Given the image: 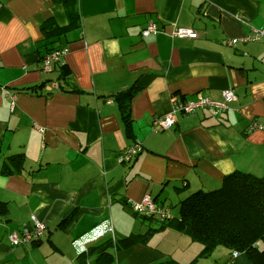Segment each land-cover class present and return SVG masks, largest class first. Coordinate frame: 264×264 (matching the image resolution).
<instances>
[{"label":"crops","instance_id":"0c3cea01","mask_svg":"<svg viewBox=\"0 0 264 264\" xmlns=\"http://www.w3.org/2000/svg\"><path fill=\"white\" fill-rule=\"evenodd\" d=\"M63 1L0 0V87L17 95L12 107L0 89V264H96L90 251L107 241L110 264H230L231 250L203 255L183 233L180 208L236 172L264 176V129H251L264 127V39L245 41L264 28V0ZM150 21L160 31L145 38ZM176 27L198 38H173ZM66 47L43 72V57ZM132 88L125 119L116 96ZM229 89L227 112L154 129L173 98L223 103ZM138 143L140 155L119 163ZM145 196L171 222L137 214L131 203ZM32 215L43 236L13 246Z\"/></svg>","mask_w":264,"mask_h":264},{"label":"trees","instance_id":"16d2710c","mask_svg":"<svg viewBox=\"0 0 264 264\" xmlns=\"http://www.w3.org/2000/svg\"><path fill=\"white\" fill-rule=\"evenodd\" d=\"M75 13L74 9L73 16ZM54 27V31H62ZM136 93L137 88H132L116 96L125 119L129 117L130 102ZM19 164L16 163L17 168ZM6 173L13 174L9 169ZM180 212L181 230L204 246L203 255L225 247L231 250V256L237 251L245 254L251 264H264V176L236 172L226 177L219 189L200 191L185 199ZM113 245L107 241L91 249V255L97 256L96 264H110Z\"/></svg>","mask_w":264,"mask_h":264},{"label":"built area","instance_id":"2783aa9c","mask_svg":"<svg viewBox=\"0 0 264 264\" xmlns=\"http://www.w3.org/2000/svg\"><path fill=\"white\" fill-rule=\"evenodd\" d=\"M160 31L158 25L154 21L148 22L146 28L142 32L143 37H149L151 35L158 34ZM171 36L173 38H198V33L190 28L176 27L174 28ZM264 39V28L254 30L249 36L245 38L248 42H257ZM229 45L234 46L235 42H228ZM70 52L68 47L62 49H55L49 51L42 59L43 72L51 73L54 65L60 64L65 56ZM55 88L59 87V84H53ZM9 98L12 107H14L17 99V95L10 92L7 88L0 87ZM224 102H214L210 98L199 96L193 101H180L177 98L172 100V111L164 117L154 120L153 127L161 128L162 130H168L173 128L177 123L178 115H189L197 112L198 110L209 108L214 116H219L228 111V104L237 101V95L234 90L229 89L223 91ZM252 130H263L264 127L257 123L251 125ZM43 132V130H41ZM143 151V147L140 143L127 148L120 154L119 163L126 164L136 159ZM131 207L140 215L157 218L161 222H167L173 219L170 210L157 204L150 196H145L141 201L132 202ZM32 226L25 225L22 232H13L9 235V240L13 246H19L27 244L34 239L41 238L45 232V225L35 216H31ZM240 256V253L235 251L231 256L230 264H235V260Z\"/></svg>","mask_w":264,"mask_h":264}]
</instances>
